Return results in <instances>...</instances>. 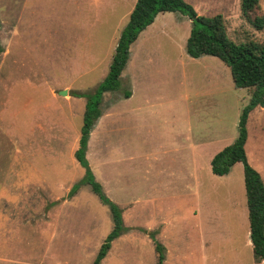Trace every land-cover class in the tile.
Here are the masks:
<instances>
[{"label":"rangeland","instance_id":"374dc122","mask_svg":"<svg viewBox=\"0 0 264 264\" xmlns=\"http://www.w3.org/2000/svg\"><path fill=\"white\" fill-rule=\"evenodd\" d=\"M185 1L222 14L235 42H264L241 0ZM136 2L0 0V264H94L113 218L89 185L70 196L85 174L75 153L86 98L76 94L107 75ZM192 25L181 11L160 13L132 44L120 89L104 94L86 156L129 229L101 264H158L152 232L164 264H264L243 163L223 176L211 166L239 136L253 88L235 87L218 57L187 53ZM247 129L264 180V107Z\"/></svg>","mask_w":264,"mask_h":264},{"label":"trees","instance_id":"16d2710c","mask_svg":"<svg viewBox=\"0 0 264 264\" xmlns=\"http://www.w3.org/2000/svg\"><path fill=\"white\" fill-rule=\"evenodd\" d=\"M260 5V0H241L244 17L257 29L264 28V16L255 14ZM174 11H181L192 20L193 25L186 45L187 53L191 57L216 56L230 68L235 87L253 88L250 102L240 116L239 136L234 143L213 157L211 166L214 174L223 176L229 174L237 162L243 163L250 238L255 260L264 263V180L260 172L249 163L246 151L249 115L257 106L264 107V42H235L228 36L222 14L212 17L199 15L185 0H137L129 21L119 36L107 75L91 92L76 94L77 97L86 98L79 147L75 153L77 160L85 168V174L72 186L70 196H74L84 185H89L100 201L108 206L113 218V227L101 244L94 264H101L112 243L129 227L125 226L122 208L106 195L102 184L95 177L86 156L89 139L95 124L102 116L104 94L118 91L121 87L122 73L128 64L132 44L155 21L158 14ZM125 96L130 97L131 91H126ZM151 237L158 253V264H164L166 248L157 240L155 232L151 233Z\"/></svg>","mask_w":264,"mask_h":264},{"label":"crops","instance_id":"0c3cea01","mask_svg":"<svg viewBox=\"0 0 264 264\" xmlns=\"http://www.w3.org/2000/svg\"><path fill=\"white\" fill-rule=\"evenodd\" d=\"M135 4H136V3H135ZM134 6H135V5H134ZM133 8H134V7H133ZM132 10H133V9H132ZM132 10H131V12H132ZM131 12H130V13H131ZM158 15H159V14H158ZM129 16H130V15H129ZM153 23H154V22H153ZM153 23H152V24H153ZM143 31H144V30H143ZM143 31H142V32H143ZM142 32H141V33H142ZM141 33H140V34H141ZM139 36H140V35H139ZM138 38H139V37H138ZM130 52H131V51H130ZM129 59H130V58H129ZM128 62H129V61H128ZM257 107H262V106H257ZM257 107H256V108H257ZM262 108H263V107H262ZM247 140H248V139H247ZM201 145H202V144H201ZM201 145H200V146H201Z\"/></svg>","mask_w":264,"mask_h":264},{"label":"water","instance_id":"95a60500","mask_svg":"<svg viewBox=\"0 0 264 264\" xmlns=\"http://www.w3.org/2000/svg\"><path fill=\"white\" fill-rule=\"evenodd\" d=\"M66 93H67L66 90H62V91H61V94H62V95H65Z\"/></svg>","mask_w":264,"mask_h":264}]
</instances>
